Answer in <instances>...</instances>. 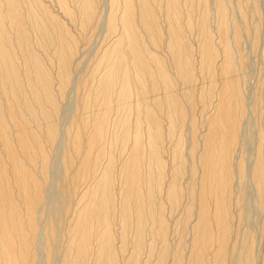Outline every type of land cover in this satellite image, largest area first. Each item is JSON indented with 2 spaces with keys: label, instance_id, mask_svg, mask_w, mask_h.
I'll return each mask as SVG.
<instances>
[{
  "label": "bare ground",
  "instance_id": "obj_1",
  "mask_svg": "<svg viewBox=\"0 0 264 264\" xmlns=\"http://www.w3.org/2000/svg\"><path fill=\"white\" fill-rule=\"evenodd\" d=\"M244 33L264 63V0H0V264H256L239 225L247 184L264 204V67L248 105Z\"/></svg>",
  "mask_w": 264,
  "mask_h": 264
},
{
  "label": "rangeland",
  "instance_id": "obj_2",
  "mask_svg": "<svg viewBox=\"0 0 264 264\" xmlns=\"http://www.w3.org/2000/svg\"><path fill=\"white\" fill-rule=\"evenodd\" d=\"M103 1L106 2V0H103ZM94 35L95 36H93V38H91V41H89L86 46L84 45V47H83L84 53L82 54V57L86 56V57H90L92 59L96 55V53L98 52L99 48L101 47L102 41H103V35H101V31H98V33H96ZM242 38H243V40H242L241 45H240L241 48H240L239 53H240V55H242L244 57L243 58L244 63H243L242 67H244V66L245 67H244V69L241 68L243 72L240 69V71L243 74L239 73V75H240V78L243 80L242 81L243 82V91L245 93L246 102L248 103V105L249 104L252 105V103L254 101V96H255L254 95L255 93H253V92L258 87L257 86L259 84L258 82H260V80L263 78L262 72H261L263 70V68H261V67L262 66L264 67V65H263L264 63L261 61L259 53H257L256 50L253 49V47H252L253 46L252 37H250L249 34L247 35V33H244ZM85 69H86V67H84L82 70H85ZM74 102H75V98L71 92L70 94L66 95V99H64L61 103V106L63 108H62V111L60 112L61 116L59 118V123H61L64 126L66 125V123H68L69 117H71V115H72V111L74 109ZM197 107H198V109H197ZM197 107H196V113H197L196 117H198V116L200 117L199 105ZM246 114L247 115L245 116L244 121L242 122V124L245 127H242V132H241V135L239 138L240 145L237 146L236 153L239 156L238 157L239 159L237 158L239 161L243 157L242 158V159H244L243 162L244 163L246 162V164L248 162V164L250 165V163H252V160L255 156L254 152H256L255 150L257 149L256 147L258 145V135H259V132H260L259 130H260L261 125H262L261 124L262 120L258 116L256 117V115H254V113H250V111H247ZM59 147L61 148V146H59ZM59 147H58V152H57L58 154L56 153V155L55 156L53 155L52 158L50 159V160H52L51 164H50V166H51L50 167V175L52 176V179H54V180L51 181L53 183L49 184V186H48L47 191H49V196H48V192H47V198H46L47 199L46 200L47 205H51V204L54 205L55 201L57 199V196L59 194L57 191V186H56L57 184H55V183H57L56 179H58L57 178L59 176L58 172L60 171V165H58V163L61 161V160L59 161V159H60V156H59L60 153L59 152L61 149ZM53 175H54V178H53ZM56 175H57V177H56ZM246 182L248 183L250 181L246 180ZM245 185L246 184H243V187ZM247 186H248V189H247ZM250 186H252L251 183H250ZM250 186L247 184L245 186L246 188L244 187V192H245L244 193V195H245L244 196V202H246V203H243L242 207L243 206L244 207L241 209V210H243L242 211L243 215L242 214L241 215L243 216L244 221H242L240 223V225H239L240 229L239 230L245 229L244 231H246L247 228L249 227L248 229L253 230L252 232H255V233L257 232L256 235L254 234L255 238H257V240L255 239L256 241H255V247L254 248H256L255 251H257L255 253L256 254L255 256H257L258 258H256V259H258L259 261L256 260L255 263L261 264L263 261V255H264V206H263L264 204L262 205V209H258L259 207L258 208L256 207L257 203H255V198L257 197V195L254 194V191H255L254 187L252 186L254 189V190H252ZM50 195H52V196H50ZM53 205L49 206V208L52 207ZM169 211L170 210H167V212H169ZM181 213H182L181 211H178V212H174L172 214L171 213L168 214V217L170 219V224H172V226L175 224L177 218L181 215ZM240 213H241V211H240ZM186 234H187L186 240L190 241L191 235L188 232ZM256 243L258 246L256 245ZM257 253L259 256L257 255Z\"/></svg>",
  "mask_w": 264,
  "mask_h": 264
}]
</instances>
